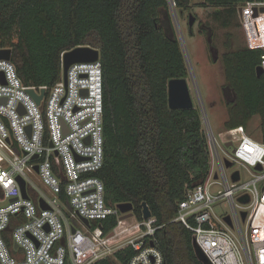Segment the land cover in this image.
<instances>
[{"label":"built area","instance_id":"built-area-1","mask_svg":"<svg viewBox=\"0 0 264 264\" xmlns=\"http://www.w3.org/2000/svg\"><path fill=\"white\" fill-rule=\"evenodd\" d=\"M244 4L238 6L248 39L252 48L263 50L264 68V2ZM64 52L61 77L51 87L25 85L11 58H0V263L94 264L110 259L124 264L118 251L131 247L126 264H166L156 243L162 226L157 218H122L117 204L107 203L103 180L92 174L104 162L101 60L73 63L65 80ZM29 88L37 94L45 89L39 103ZM202 111L209 172L187 190L174 220L192 232L211 264H264V224L254 223L258 208L264 207V141L248 135L243 126L217 137L204 106ZM236 171L238 180L233 179ZM244 174L249 178L243 179ZM18 176L25 180L29 198L23 197ZM244 195L246 203L239 200ZM222 200L230 206L225 212L216 209ZM111 215L118 218L112 230L94 225Z\"/></svg>","mask_w":264,"mask_h":264},{"label":"trees","instance_id":"trees-1","mask_svg":"<svg viewBox=\"0 0 264 264\" xmlns=\"http://www.w3.org/2000/svg\"><path fill=\"white\" fill-rule=\"evenodd\" d=\"M251 1L264 2L204 0L200 5L217 8L219 18L234 16L238 5ZM171 4L181 13L191 8L190 0H0V49H12L19 77L37 87L60 79L64 51L83 44L100 49L104 162L92 174L103 180L108 204L132 202L140 220L143 202L149 205L162 225L155 237L166 264H204L192 232L174 220L187 190L207 176L210 151L200 109L169 106V81L189 75L174 27L172 37L163 27ZM91 36L97 40L89 41ZM226 46L225 86L235 99L227 102L225 130L247 129L258 115L264 141V73H256L263 50ZM117 221L111 215L94 225L107 232ZM133 252L126 247L117 256L126 264Z\"/></svg>","mask_w":264,"mask_h":264},{"label":"rangeland","instance_id":"rangeland-1","mask_svg":"<svg viewBox=\"0 0 264 264\" xmlns=\"http://www.w3.org/2000/svg\"><path fill=\"white\" fill-rule=\"evenodd\" d=\"M204 0H190L191 8L179 12L174 5H170L168 16L171 19L175 33L180 39L189 70L187 77L194 106L200 109L203 118L202 106L206 110L211 128L217 137L224 138L227 135L224 122L228 119V107L223 87L225 86V75L222 64V55L227 51V44L232 50L251 47L248 32L241 13L237 6L234 16L228 17L222 13L218 18L217 8L213 6L200 5ZM245 7L246 4H243ZM196 16V22L190 33L189 13ZM166 12H164V23H166ZM227 22H229L227 24ZM163 23V25H164ZM204 25V26H203ZM211 29L212 45L218 50L219 60H214L208 41V33L203 28ZM174 32V31H173ZM251 36L254 37V26H251ZM96 36H91L89 41L95 42ZM203 120V119H202ZM203 127L206 124L203 120ZM246 133L256 139H261L260 117L255 115L245 129ZM238 132L235 133L236 136ZM249 178L244 174L243 179ZM217 210L223 212L230 209L226 200H222L216 206ZM255 224H264V207L260 206L255 214Z\"/></svg>","mask_w":264,"mask_h":264},{"label":"water","instance_id":"water-1","mask_svg":"<svg viewBox=\"0 0 264 264\" xmlns=\"http://www.w3.org/2000/svg\"><path fill=\"white\" fill-rule=\"evenodd\" d=\"M166 23H164L163 27L165 30V33L169 36H174L173 32V25L171 22L170 17L168 16V12L166 13ZM196 22V16L193 13H189V26L192 29L194 24ZM180 40V39H179ZM209 42H212V38L209 37ZM210 50L213 54L214 60L218 59V50L211 45ZM12 55V49L11 48H1L0 49V58L3 59H10ZM100 58V49L97 47H93L91 45H78L70 50H67L63 54V68H64V77L65 80L67 79V71L70 65L76 62H85V61H95ZM256 73L258 76L262 75L264 73V68L259 65L256 68ZM228 87H224V90L226 91ZM28 91L32 94V96L36 99V101L39 103L41 98L43 97V94L45 93V89L43 88L41 90V94H37V92L33 88H29ZM168 94H169V106L171 108H188L193 107L194 102L192 99L191 91L189 88L188 80L187 78H172L169 81L168 84ZM52 145V144H51ZM229 145V143H228ZM38 155H35L34 157H37ZM228 165L231 164V162H227ZM38 171V166L35 167ZM233 179L238 180L239 179V172L236 171L233 174ZM17 180L21 186L22 194L24 198H29V194L26 187L25 180L18 176ZM241 202L246 203L249 201V197L247 195H244L240 197L239 199ZM40 205L42 208H47V205L43 199H40ZM143 217L149 218L152 216L151 209L149 208V205L146 202H143ZM121 212L124 214L121 216L122 218H127L132 216L134 213V205L132 202H123L117 204ZM243 219L246 218L247 212H242ZM83 220L86 223H89V221L85 218ZM15 247H18V244H15ZM193 247L195 250V253L200 261H202L204 264H211L209 259L206 257L204 252L201 250V248L198 246L195 240H193ZM1 264V263H0Z\"/></svg>","mask_w":264,"mask_h":264},{"label":"flooded vegetation","instance_id":"flooded-vegetation-1","mask_svg":"<svg viewBox=\"0 0 264 264\" xmlns=\"http://www.w3.org/2000/svg\"><path fill=\"white\" fill-rule=\"evenodd\" d=\"M204 26V25H203ZM203 28V27H202ZM203 30H204V32H206V33H208L209 35V37H211V34H212V32H211V29L209 28V27H205V29L203 28ZM209 37H208V39H209ZM212 38V37H211ZM209 41V40H208ZM210 43V46L212 45L211 43L212 42H209ZM225 53V52H224ZM224 53H223V55H224ZM223 55H222V57H223ZM217 60H219V54H218V59ZM216 60V61H217ZM222 61V60H221ZM223 64V63H222ZM225 87V86H224ZM224 87H223V92H224V94H225V97H226V101L227 102H230V101H233L234 99H235V96H233V94L231 93V91H230V89L228 88L226 91L224 90Z\"/></svg>","mask_w":264,"mask_h":264}]
</instances>
